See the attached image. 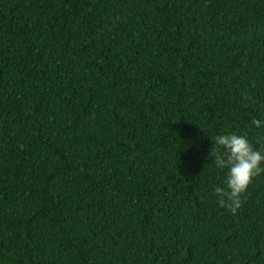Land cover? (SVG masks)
<instances>
[{"label": "trees", "instance_id": "obj_1", "mask_svg": "<svg viewBox=\"0 0 264 264\" xmlns=\"http://www.w3.org/2000/svg\"><path fill=\"white\" fill-rule=\"evenodd\" d=\"M256 119L264 0H0V264H264Z\"/></svg>", "mask_w": 264, "mask_h": 264}, {"label": "clouds", "instance_id": "obj_2", "mask_svg": "<svg viewBox=\"0 0 264 264\" xmlns=\"http://www.w3.org/2000/svg\"><path fill=\"white\" fill-rule=\"evenodd\" d=\"M256 128H264V121H252ZM213 146L208 153L215 157L218 169H226L224 187L216 191L222 195L224 205L233 214L241 207V197L248 189L253 178L264 172V149H257L243 134L234 132L211 137Z\"/></svg>", "mask_w": 264, "mask_h": 264}]
</instances>
